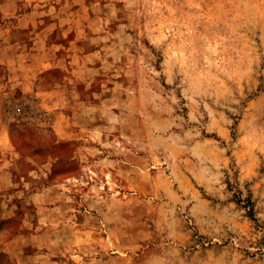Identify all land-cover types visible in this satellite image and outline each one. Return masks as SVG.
I'll use <instances>...</instances> for the list:
<instances>
[{
    "label": "rangeland",
    "instance_id": "rangeland-1",
    "mask_svg": "<svg viewBox=\"0 0 264 264\" xmlns=\"http://www.w3.org/2000/svg\"><path fill=\"white\" fill-rule=\"evenodd\" d=\"M0 264H264V0H0Z\"/></svg>",
    "mask_w": 264,
    "mask_h": 264
},
{
    "label": "crops",
    "instance_id": "crops-1",
    "mask_svg": "<svg viewBox=\"0 0 264 264\" xmlns=\"http://www.w3.org/2000/svg\"><path fill=\"white\" fill-rule=\"evenodd\" d=\"M63 25V23L59 24ZM92 52L83 54V57L91 55ZM15 75V74H14ZM28 74H20L19 78L22 89L25 93H34L39 99L41 106L46 110H55L53 120L54 128L60 140H69L72 137L71 129L69 128V94L68 89L71 86L70 77H64L65 81L55 83L51 88H42L27 78Z\"/></svg>",
    "mask_w": 264,
    "mask_h": 264
},
{
    "label": "trees",
    "instance_id": "trees-1",
    "mask_svg": "<svg viewBox=\"0 0 264 264\" xmlns=\"http://www.w3.org/2000/svg\"><path fill=\"white\" fill-rule=\"evenodd\" d=\"M249 216H251V219L254 220V218H253V216H252V213H251V210H250V212H249Z\"/></svg>",
    "mask_w": 264,
    "mask_h": 264
}]
</instances>
